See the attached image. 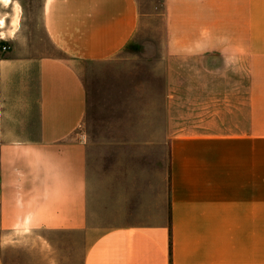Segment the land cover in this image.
Returning a JSON list of instances; mask_svg holds the SVG:
<instances>
[{"label":"crops","instance_id":"obj_1","mask_svg":"<svg viewBox=\"0 0 264 264\" xmlns=\"http://www.w3.org/2000/svg\"><path fill=\"white\" fill-rule=\"evenodd\" d=\"M164 8L169 53L242 65L243 88L236 76L223 92L221 76H179L178 87L162 76L143 110L160 119L110 139L118 147L97 172L77 65L121 52L147 11L141 0H44L56 52L0 54V241L83 235L82 264H264V0ZM100 209L108 218L92 238Z\"/></svg>","mask_w":264,"mask_h":264},{"label":"rangeland","instance_id":"obj_2","mask_svg":"<svg viewBox=\"0 0 264 264\" xmlns=\"http://www.w3.org/2000/svg\"><path fill=\"white\" fill-rule=\"evenodd\" d=\"M141 4L147 13L129 45L113 58L77 65L88 92L87 115L80 131L91 143V162L97 172L107 164L105 155L114 154L118 147L108 144L110 139L133 135L132 125L137 121L160 119L158 113L143 110L146 104L157 102L154 91L163 89L162 76H175L177 87L179 76H221L222 92L232 88L233 81L227 76H236V87L241 84L243 88L242 65L228 64L222 56L212 65L206 56L169 53L164 0H141ZM43 5L44 0H0V19H5L0 27V54L56 52L45 32ZM173 119L180 120V113ZM220 120H226V113L221 112ZM103 213L100 209L93 219L92 238L105 225ZM86 244L83 235L45 230L13 233L0 241L5 264H82Z\"/></svg>","mask_w":264,"mask_h":264},{"label":"bare ground","instance_id":"obj_3","mask_svg":"<svg viewBox=\"0 0 264 264\" xmlns=\"http://www.w3.org/2000/svg\"><path fill=\"white\" fill-rule=\"evenodd\" d=\"M1 1L7 2V3L12 2V0H1ZM4 24H5V19L4 18H1L0 19V27H3Z\"/></svg>","mask_w":264,"mask_h":264}]
</instances>
